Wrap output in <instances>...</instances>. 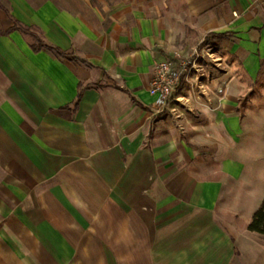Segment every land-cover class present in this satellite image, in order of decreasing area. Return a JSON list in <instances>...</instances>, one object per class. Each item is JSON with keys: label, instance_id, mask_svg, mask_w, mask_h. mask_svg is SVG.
I'll return each instance as SVG.
<instances>
[{"label": "crops", "instance_id": "crops-1", "mask_svg": "<svg viewBox=\"0 0 264 264\" xmlns=\"http://www.w3.org/2000/svg\"><path fill=\"white\" fill-rule=\"evenodd\" d=\"M263 199L264 0H0V264H251Z\"/></svg>", "mask_w": 264, "mask_h": 264}, {"label": "built area", "instance_id": "built-area-1", "mask_svg": "<svg viewBox=\"0 0 264 264\" xmlns=\"http://www.w3.org/2000/svg\"><path fill=\"white\" fill-rule=\"evenodd\" d=\"M192 63L184 59L165 57L150 70L148 94L154 97L153 106L161 112L171 101L182 83L181 77L189 72Z\"/></svg>", "mask_w": 264, "mask_h": 264}, {"label": "trees", "instance_id": "trees-1", "mask_svg": "<svg viewBox=\"0 0 264 264\" xmlns=\"http://www.w3.org/2000/svg\"><path fill=\"white\" fill-rule=\"evenodd\" d=\"M10 30H20L22 33H28L27 30L20 29L19 27H17V25H14L13 28ZM32 38H33L34 44L31 46V48L34 52H38L42 49H45V50L51 52L57 58L65 59L68 61H74L75 60L74 57L69 56L67 54H64L54 47L47 46V45L43 44L38 39V37H36L35 35H32ZM184 77H185V74L181 77V81L184 79ZM78 99H79V95L77 97V100ZM247 230L251 233H255V234H258V235L264 237V199L262 200L258 210L252 216V219H251V221L247 227Z\"/></svg>", "mask_w": 264, "mask_h": 264}, {"label": "rangeland", "instance_id": "rangeland-1", "mask_svg": "<svg viewBox=\"0 0 264 264\" xmlns=\"http://www.w3.org/2000/svg\"><path fill=\"white\" fill-rule=\"evenodd\" d=\"M185 38H183L182 39V41H183V44L185 45ZM187 41H191L192 42V44H193V49H195L194 47H195V44L197 43V38L196 37H194V38H188V39H186ZM166 57H169V58H178V59H184V60H186V61H188V62H191L192 64H193V60H194V58L196 57L195 56V53H193V52H191V53H184V54H182V55H175V56H166ZM197 59H200V58H197ZM185 77H186V75H185ZM185 77H184V79L182 80L183 82H184V80H185ZM195 89V88H194ZM196 90H198V92L200 93L201 92V86H197L196 87ZM182 92H184V89L182 90V91H176L175 92V94L173 95V97H172V99H171V101L169 102V103H171L172 101H173V99H174V96H176L177 94H180V93H182ZM192 93V91H190V94ZM196 93V92H195ZM198 95V94H197ZM193 99H194V101H197V102H199L200 100L199 99H197L196 97H193ZM188 100H185V98H183V99H181V100H178L177 102H178V106H177V109L179 110V111H185L186 110V108H187V102ZM168 103V104H169ZM168 104H167V106H168ZM166 106V107H167ZM166 109V108H165ZM250 242L252 243V244H250V246H252V251L254 252V253H252V254H250L251 256H250V258L251 259H253V260H255L256 262L255 263H253V262H251V264H264V239L262 238V237H260V236H257V238H256V240L255 239H253V240H251L250 239ZM251 251V252H252Z\"/></svg>", "mask_w": 264, "mask_h": 264}]
</instances>
